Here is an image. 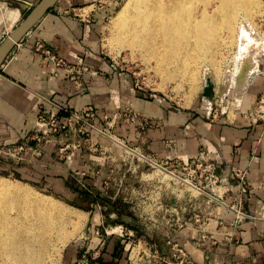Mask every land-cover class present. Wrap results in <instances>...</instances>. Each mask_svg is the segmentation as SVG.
<instances>
[{"label": "crops", "instance_id": "0c3cea01", "mask_svg": "<svg viewBox=\"0 0 264 264\" xmlns=\"http://www.w3.org/2000/svg\"><path fill=\"white\" fill-rule=\"evenodd\" d=\"M27 1L35 7L41 0ZM120 2L59 0L11 51L0 68V171L19 174L28 181L45 183L87 201V237L68 251L67 264H79L84 254L89 257V264H127L132 242L127 233L132 231L139 237L144 227L127 206L99 199L77 185V173H86L85 180L98 190L110 173V164L91 151L89 145L75 146L83 143L81 135L70 133L62 139L52 138L43 143L42 156L22 163L5 160L2 149L27 140L36 144L37 136L47 131V127L38 124L41 114L64 119L70 111L93 105L96 124L105 126L116 106L129 101L144 118L132 124L125 120L127 114L122 115L124 119L111 125L109 136L92 138L93 144L109 146L117 161L122 158L121 142L185 163L204 149L218 161L219 172L228 176L232 193L241 191V186L231 171L249 170L248 189L243 196L245 208L253 218L234 227L236 214L224 207L223 223L210 226L214 241L201 243L194 225L173 236H168L163 227L158 233L167 245L171 239L186 245L198 264H264V123L247 117L264 95V53L261 73L238 101L234 116L209 120L202 111L182 109L165 97L139 93L132 78L106 54L105 23ZM31 10L16 0H0V45ZM38 43L71 65L85 67L87 71L80 81L74 82L40 54ZM99 201L102 209L94 205ZM115 225H123L127 235L113 233Z\"/></svg>", "mask_w": 264, "mask_h": 264}, {"label": "bare ground", "instance_id": "6f19581e", "mask_svg": "<svg viewBox=\"0 0 264 264\" xmlns=\"http://www.w3.org/2000/svg\"><path fill=\"white\" fill-rule=\"evenodd\" d=\"M254 1L124 0L114 16L111 41L117 46L131 47L147 62L154 61L159 71L174 79L178 86L183 79L192 77L193 80L194 75H198L193 67L198 58L209 60L213 68L220 62L222 64L217 55L235 45L240 32L241 50L245 54L239 63L241 70L236 73L240 78H247L238 83L244 92L253 81L251 75L262 47L254 50L256 44L251 39L248 26L239 24V19H243L239 17L244 16L249 21ZM213 3L216 5L211 10ZM249 75L251 79L248 80ZM212 83L209 78L205 81L207 102L213 96ZM228 90L225 88L221 92L225 100ZM64 204L54 196L36 190L26 181H12L0 175V264L53 262L57 253L62 252L56 241L65 243L74 237L75 212Z\"/></svg>", "mask_w": 264, "mask_h": 264}, {"label": "built area", "instance_id": "2783aa9c", "mask_svg": "<svg viewBox=\"0 0 264 264\" xmlns=\"http://www.w3.org/2000/svg\"><path fill=\"white\" fill-rule=\"evenodd\" d=\"M16 1L26 5L27 9L31 10L34 7L30 1ZM37 51L48 57L56 67L63 69L74 82H79L87 71L83 66L71 65L42 43L37 44ZM206 106L209 108L207 103ZM247 117L254 122L264 123V95L247 113ZM96 118V109L93 105L86 106L82 111H70L68 117L64 119L56 115L41 114L38 117V124L47 127V131L44 135L37 136V143L27 140L5 147L2 149V155L5 160L14 163L30 161L43 155V143L49 142L52 138L62 139L68 137L70 133L81 135L83 143L78 142L75 146L89 145L91 151L110 164V173L98 190L93 189V185L85 180L86 173H77L80 177L77 179V185L99 199L127 206L146 233L159 232L165 227L168 236H173V233L184 230L188 225H194L199 230L202 243L214 241L215 236L210 226L213 223H223L224 207L235 212L234 227H239L244 221L253 218L245 208L243 196L248 189V168L231 171L230 175L235 176L241 186V191L232 193L227 182L228 176L225 177L219 172L218 161L212 159L204 149H200L189 162L185 163L180 160L164 159L140 146L116 141L122 148V158L117 161L109 146L92 143L94 135L109 136L111 130L110 122L105 126H98ZM143 118L142 113L133 111L128 121L135 123ZM94 205L99 209L103 207L101 201ZM112 229L116 235L130 234L131 239L136 238L132 231L125 234L123 225H115ZM104 245L102 241V247ZM168 245L174 251V256L182 258L186 264H198L189 254L186 245L183 246L175 239L168 241ZM89 263V257L84 254L79 264Z\"/></svg>", "mask_w": 264, "mask_h": 264}, {"label": "rangeland", "instance_id": "374dc122", "mask_svg": "<svg viewBox=\"0 0 264 264\" xmlns=\"http://www.w3.org/2000/svg\"><path fill=\"white\" fill-rule=\"evenodd\" d=\"M123 1L124 0H121L120 4L116 7V10L110 15V17L107 19L105 23V28L103 32V45L106 54L116 62L118 67L122 69L123 72L127 73L132 78L136 90L142 94L151 93L160 97H165L166 99L170 100L176 107L182 109L202 111L205 113L207 119L212 121L220 118L231 119V117H233L235 114L238 101L243 98V95L245 94V92H247L250 86L247 85L248 86L247 89L244 92H242V90H240L238 85V83L241 80L242 82L247 80V78L238 77L239 74L236 73L241 70L239 67V63L241 64L245 54L241 50L242 45H241L240 32L236 37L237 42L236 41L234 42L235 45L233 46L231 45L229 46V48L221 50L223 54L220 53L221 55L219 54L217 55L218 61L222 60V64L220 62L216 66H214V68L215 67L217 69L220 68L219 70L216 71V69H214L210 65L212 62H210L209 60L208 61L205 60L206 61L205 62L203 61L204 60L203 58H198L196 60L198 62L196 64L198 68L196 67V65L193 66L194 69H196L195 71L198 73V75L196 76L194 75L195 79L198 82H193L196 80L195 79L192 80V77L190 80L188 78L187 79L185 78L177 86V83L175 84L176 81L174 79L171 80L170 78L165 77L166 75L163 74V72L159 71L154 61L147 62L144 56L132 50L131 47L124 48L122 46L115 45V43H112L111 37H112V29L114 24L113 23L114 16L121 7V5L123 4ZM255 1L253 4L254 6L252 7L253 9L252 17L249 19V21L247 22V18L246 17L244 18V16L239 17V18L243 17V19L238 18L240 20V21L238 20L239 24H243V25L246 24L248 26V30L251 34V39H253L254 43L256 44L254 46L255 48L254 50L256 49L260 50V48L262 47L260 50V55L258 56L259 58L258 64L255 68H253L254 74L251 75L252 79L250 75L248 76V80L251 79L253 81L256 79L257 74L261 73L260 59L264 53V3L261 0H255ZM255 3H258L259 5ZM215 5L216 4L213 3V5H211L212 8L210 9L213 10L215 8ZM161 73L163 74V76ZM208 78L213 80L212 83L213 96H211L210 101L207 102L204 88H205V81ZM253 81H251V83ZM225 88L229 89L226 92V97H227L226 100L221 94V92ZM191 90L193 91L191 92ZM206 103L208 104L209 108H207ZM133 111L136 110L129 101L124 105H117L114 115L109 119L111 125L123 119L122 115L125 114H127L126 115L127 119L125 120H128V117L130 116V114H133ZM130 122L132 124L134 123L131 120ZM0 175L5 176L12 181H17V180L26 181L30 183L31 186L34 187L36 190L39 189V191L52 195L55 198H57V200H59L60 202L62 201L63 204L65 202L64 205L66 206L69 205L70 209L71 208L72 210L74 209L73 210L75 212L73 218L74 229L72 231L74 232L73 234L74 237L70 238V240L65 243L63 242L60 243L58 240L56 241V244L59 245L58 248L62 249V252L59 251L57 253L55 257L56 262L54 259L53 262L49 263V264H67L68 251L74 248V246L77 245L79 240L84 241L86 240L85 238L87 237V234L85 233H87L90 224V214L88 213L87 201L81 199H75L73 196H69L65 192L55 190L54 188H52L49 185H46L45 183L38 181H28L23 176L19 174H14L10 171H0ZM68 228L71 230V223L68 224ZM132 239L133 240L131 242V246L128 252L127 264H186L185 261L184 262L182 261V258H179L178 256H174L173 254L174 251L171 250L170 246L167 245L164 237L159 235L157 231H148L147 233L142 232V234H140L139 237L136 238L134 237ZM62 243L65 245H63ZM60 245L62 248L60 247Z\"/></svg>", "mask_w": 264, "mask_h": 264}, {"label": "water", "instance_id": "95a60500", "mask_svg": "<svg viewBox=\"0 0 264 264\" xmlns=\"http://www.w3.org/2000/svg\"><path fill=\"white\" fill-rule=\"evenodd\" d=\"M59 0H41L27 15L25 20L0 45V68L24 36L46 15Z\"/></svg>", "mask_w": 264, "mask_h": 264}]
</instances>
